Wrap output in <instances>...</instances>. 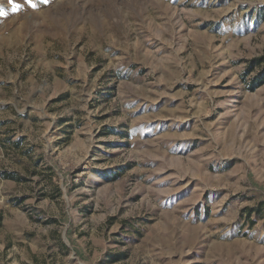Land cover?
<instances>
[{"label":"rangeland","instance_id":"1","mask_svg":"<svg viewBox=\"0 0 264 264\" xmlns=\"http://www.w3.org/2000/svg\"><path fill=\"white\" fill-rule=\"evenodd\" d=\"M263 58L264 0H0V264H264Z\"/></svg>","mask_w":264,"mask_h":264},{"label":"trees","instance_id":"2","mask_svg":"<svg viewBox=\"0 0 264 264\" xmlns=\"http://www.w3.org/2000/svg\"><path fill=\"white\" fill-rule=\"evenodd\" d=\"M257 64L259 66H264V58L263 59H259L258 61H256ZM252 68V67H251ZM253 69V68H252ZM263 75L260 77H256L254 80H253V83L251 85V89H255L257 86H260L264 83V68H263ZM6 179H11V180H16L14 177H12L11 175H5L4 176Z\"/></svg>","mask_w":264,"mask_h":264},{"label":"snow or ice","instance_id":"3","mask_svg":"<svg viewBox=\"0 0 264 264\" xmlns=\"http://www.w3.org/2000/svg\"><path fill=\"white\" fill-rule=\"evenodd\" d=\"M29 3H31V0H29ZM33 7H35V5H32Z\"/></svg>","mask_w":264,"mask_h":264}]
</instances>
